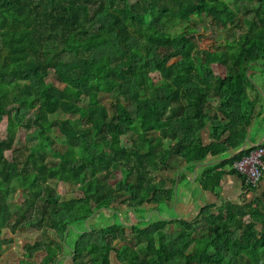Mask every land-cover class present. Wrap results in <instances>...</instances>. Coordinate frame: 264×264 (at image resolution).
I'll use <instances>...</instances> for the list:
<instances>
[{
	"label": "trees",
	"instance_id": "1",
	"mask_svg": "<svg viewBox=\"0 0 264 264\" xmlns=\"http://www.w3.org/2000/svg\"><path fill=\"white\" fill-rule=\"evenodd\" d=\"M219 1L0 0V257L14 219L16 232L43 235L16 264H106L103 251L125 253L124 264H264V177L253 188L232 168L255 147L229 159L264 116V0H239L221 20ZM200 18L223 30V51L195 41ZM152 25L169 46L148 39ZM32 127L37 140L16 149L18 130ZM175 162L206 163L196 182L217 199L225 176L243 192L191 220L147 223L174 207ZM59 183L83 196L63 200Z\"/></svg>",
	"mask_w": 264,
	"mask_h": 264
},
{
	"label": "rangeland",
	"instance_id": "2",
	"mask_svg": "<svg viewBox=\"0 0 264 264\" xmlns=\"http://www.w3.org/2000/svg\"><path fill=\"white\" fill-rule=\"evenodd\" d=\"M239 0H220L214 9V16L218 19H222V15L225 9L231 8L235 11H238L239 9ZM196 29H197V35L195 36V41L198 43V45L204 49L207 50H218V51H223L225 49L224 46V40H225V33L221 28L217 26V24L211 23L209 21H206L205 18H200L197 19L196 21ZM148 39L152 42H158V44L163 45L164 47H167L171 44V36L170 33H161L158 31V29L155 26H149L148 27ZM130 46L131 48H135L138 43V37L133 35L130 38ZM217 72H224L226 73V69L222 66H216L215 67ZM258 82H261L263 88H264V79L263 78H257L256 79ZM48 82H53L56 85H59L57 82L56 78L54 77V71L50 72V75L47 79ZM262 88V87H261ZM263 90V89H262ZM246 96L242 95L241 98L244 99ZM257 122L255 125L257 126ZM7 126H8V120L7 118H4L2 123H0V137L5 138L8 134L7 132ZM147 126V124H146ZM149 129V126H147ZM38 138V129L35 127H32L30 129H19L17 132V139H16V146L15 148L18 149L28 143H31ZM122 142L124 144L128 143V138L127 136L123 135L121 137ZM6 156L9 159H12V151H8L6 153ZM233 180H236L235 178H231ZM262 183V182H261ZM178 190V189H177ZM58 192L62 195L63 200H71L73 198L81 197L83 196L82 191L79 188L78 184H66V183H59L58 184ZM179 194V201L181 200V192L180 190L178 191ZM192 197L198 196L201 198L202 202H208V195L207 194H202V191H197V192H191L190 193ZM178 199V195H177ZM175 200L174 202V207L169 208L167 211V207L165 205L160 206V214H155L154 212L151 214H147V219L146 222H150L152 220H156L158 217L161 216V218H170V219H176V217H183L187 220H191L196 217L197 214L194 212H191L190 215H185L184 216V210L181 207H176L177 206V201ZM224 199H226L224 197ZM17 201L22 202L23 197L21 194L18 195ZM182 202V201H181ZM180 202V203H181ZM149 206H146V209H148ZM124 217H126L124 215ZM57 219L63 223L68 221V215L65 213H61L57 215ZM132 220H135V217L133 216ZM133 222V221H132ZM14 223V219L9 223V227L4 231V237L8 239H13V243L11 245L5 246L2 255L0 257V264H16L23 256H24V247L28 243H34L36 241L42 240L43 235L42 232L28 228L25 231H15L14 229L11 228V226ZM205 224H201L199 226L203 227ZM178 224L175 223L173 225V228H177ZM191 253H195L196 255L198 254L196 252V249L193 248ZM248 256L251 259H255L258 255V250L256 245L250 250L247 251ZM102 256L104 257V261L106 264H124L127 260V255L122 252H102Z\"/></svg>",
	"mask_w": 264,
	"mask_h": 264
},
{
	"label": "crops",
	"instance_id": "3",
	"mask_svg": "<svg viewBox=\"0 0 264 264\" xmlns=\"http://www.w3.org/2000/svg\"><path fill=\"white\" fill-rule=\"evenodd\" d=\"M256 122L258 123L257 126L255 125ZM202 137L207 142L209 141L208 132L206 131L202 132ZM247 142L249 147H257L258 145L264 144V116H262L259 119H256L253 126L249 129V137L247 139ZM216 161H211V162H216ZM174 164L175 165L173 166V169L170 171L171 174L174 176V174L177 172L178 177H183L182 180L180 181V186L178 188V190H180L181 192L180 194L181 200L179 201V195H178V199L176 197V199L178 200L176 207L179 206L180 208L181 207L183 208L182 210H184V216L190 215L191 212L198 214L201 207L204 206L205 204L221 201V199L223 200L224 197L226 198V200H232V201L237 200L243 192L244 185L239 178L233 176H225L221 181L220 188L217 191V193L220 196V199H217L214 194L203 191L200 187V184L196 182L198 174L202 172L203 166L198 165L195 167V169L192 170L191 169L192 167L190 165H186L183 162H175ZM231 178H235L236 180H233ZM197 191H202V194H207L208 202L203 203L201 198H199L198 196L196 197L191 196L190 194L191 192L195 193ZM247 197H252V193L248 194ZM168 210L169 208L167 207V211Z\"/></svg>",
	"mask_w": 264,
	"mask_h": 264
},
{
	"label": "built area",
	"instance_id": "4",
	"mask_svg": "<svg viewBox=\"0 0 264 264\" xmlns=\"http://www.w3.org/2000/svg\"><path fill=\"white\" fill-rule=\"evenodd\" d=\"M232 168L244 177L247 186L258 188L264 177V145L255 147L248 155L236 161Z\"/></svg>",
	"mask_w": 264,
	"mask_h": 264
},
{
	"label": "water",
	"instance_id": "5",
	"mask_svg": "<svg viewBox=\"0 0 264 264\" xmlns=\"http://www.w3.org/2000/svg\"><path fill=\"white\" fill-rule=\"evenodd\" d=\"M258 88H259V89L261 90V92L264 94V91L262 90V88L259 87V86H258ZM248 142H249V140H248ZM248 142H246L245 145H243V147H242L239 151H237L233 156L229 157V159L232 158V157H234L235 155L241 153L243 150H245L246 147H248ZM258 146H260V145H258ZM219 161H220V160H218V161H216V162H210V163H207V164H213V163H217V162H219ZM207 164L205 163V164H201V165H199V166H204V165H207Z\"/></svg>",
	"mask_w": 264,
	"mask_h": 264
}]
</instances>
